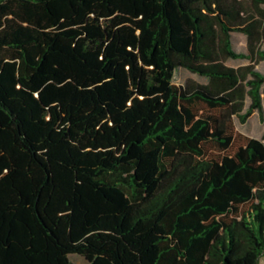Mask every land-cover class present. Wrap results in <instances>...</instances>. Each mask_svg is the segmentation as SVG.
<instances>
[{
	"label": "trees",
	"instance_id": "16d2710c",
	"mask_svg": "<svg viewBox=\"0 0 264 264\" xmlns=\"http://www.w3.org/2000/svg\"><path fill=\"white\" fill-rule=\"evenodd\" d=\"M263 61L264 0H0V264H260Z\"/></svg>",
	"mask_w": 264,
	"mask_h": 264
},
{
	"label": "rangeland",
	"instance_id": "374dc122",
	"mask_svg": "<svg viewBox=\"0 0 264 264\" xmlns=\"http://www.w3.org/2000/svg\"><path fill=\"white\" fill-rule=\"evenodd\" d=\"M233 43L236 51L243 53L247 52L248 40L244 34H233ZM248 64H250V62L246 60H229L226 62V65L233 68H239ZM256 69L264 73V61L257 63ZM174 83L176 85L189 87L196 84H206L207 80L185 69H179L175 74ZM249 105L250 100H247L245 111ZM233 123L235 127V142L233 147L227 152L229 154L234 153L238 147L245 145L249 139H260L264 133V120L259 112H255L245 124L241 123L237 116H234ZM212 153L216 154L215 151H212ZM70 260L74 264H89L83 257L78 255L70 256ZM260 264H264V257L261 259Z\"/></svg>",
	"mask_w": 264,
	"mask_h": 264
}]
</instances>
